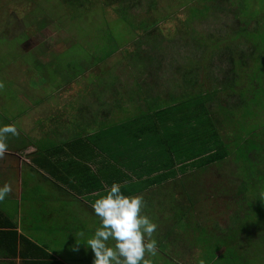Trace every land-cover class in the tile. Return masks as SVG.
<instances>
[{"label": "trees", "instance_id": "obj_1", "mask_svg": "<svg viewBox=\"0 0 264 264\" xmlns=\"http://www.w3.org/2000/svg\"><path fill=\"white\" fill-rule=\"evenodd\" d=\"M162 1L60 0L67 21L73 19V28L68 25L72 42L64 54L53 56L46 48L53 36L67 33L63 22L50 23L45 15L34 24L25 53L48 58L43 63L45 83L50 75L55 77L51 85L56 78L59 83L51 92L44 82L28 83L22 92L14 86L9 90L14 99L3 104L0 113V126L18 122V135L7 137V151L23 156L28 172L17 194V171L0 163V186L7 183L14 189L0 200V255L11 259L8 264H16L17 258L19 264H91L94 255L86 241L99 227V217L91 226L85 210L76 207L75 195L85 196L92 205L113 182L121 184L125 195L143 197L141 212L157 224L161 233L154 238L167 244L163 251L168 245L186 243L189 250L190 244L212 241L215 231L198 219L213 204L224 207L232 227L221 232V239L232 242L237 225L243 237L251 229L258 238L264 236V0H177L184 3L183 12L169 5L160 10ZM93 5L112 9L114 24H122L124 30L111 29L105 21L91 33L79 28L77 19ZM172 17L184 18L175 38L161 30ZM140 32L139 42L130 43ZM18 41L19 37L13 39L12 51ZM56 57L63 59L60 66ZM111 59L114 65L82 91L94 99L91 104H84L78 94L24 132L18 116L35 105L24 98V91L42 98L36 104L51 102L59 89ZM18 63L27 61L20 57ZM2 64L0 60V69ZM62 70L66 74L59 78ZM91 89L104 93L93 95ZM47 186L56 194L73 196V205L63 201L51 208ZM164 191H170L168 203L175 209L167 212L169 232L161 230L160 207H155ZM72 207V212H65ZM218 238L213 241L220 242ZM54 245L61 247L59 252ZM203 247L199 251L204 252V264L239 262L234 257L240 245L227 246L225 258L230 261L215 252L221 249Z\"/></svg>", "mask_w": 264, "mask_h": 264}, {"label": "rangeland", "instance_id": "obj_2", "mask_svg": "<svg viewBox=\"0 0 264 264\" xmlns=\"http://www.w3.org/2000/svg\"><path fill=\"white\" fill-rule=\"evenodd\" d=\"M167 5H169L172 9L171 10H177L178 12H183L184 11V3L179 2L177 0H163L162 2L158 3V8L160 10L164 9ZM62 5L60 0H0V36L1 37H6V34L8 36L7 40L13 41L14 38L19 37L20 39V44L24 43V59L27 61V63H21L18 64V68L15 69V73H13V70H9L6 73H1L0 72V113H3V104H10L9 101H11L10 99H14L10 93L12 91H9L10 89H13L14 86H16L18 88V90H22L24 88H26V86L28 85V83H34L38 85H41L43 82L45 83V78H46V68H44L43 63L48 62V58H43V57H39L38 55H36L35 53H30L29 56L27 53H25V51L31 46L32 44V40H31V36L34 33V31H36V27L34 26V24L39 23L41 19H43V16H49V22L53 23V24H59L60 22H63L64 26V30L67 32H59V34L57 36H53L51 42H50V47L46 48L47 54H51L52 56L57 54V53H63L65 49L70 48L71 46V42H72V32L73 29L69 30V27L73 28V19L70 21H67L68 17H67V13L62 9ZM90 10H88V12L84 15H82V17L77 19V24L80 25L79 28L84 29L85 31H88L89 33H91L93 31V29H95L98 25H100L103 21L107 22L109 24V27L111 29L117 28V31H123L124 27L122 24L120 25H116L114 24V21L116 19L115 14L113 12L112 9L105 7L104 10H100L99 8H96L94 5L90 6L89 8ZM176 11V12H177ZM166 13H168V11H165ZM174 14H170V16H172ZM181 17V15H179ZM170 20V19H169ZM184 18L182 19H175L174 17H172V20H170V23L166 24L165 26H161V30L165 32V34H170L173 37V34L176 32L175 29L179 27V21H183ZM21 21H24L28 24V26H24ZM76 23V21H74ZM161 24V22H159L158 26ZM20 25H22L20 27ZM66 27V28H65ZM202 30L206 31V32H211L213 30H207L205 27H199ZM69 30V31H67ZM6 32V33H5ZM138 36L134 37L130 43H134V42H139L140 37H143L142 32L137 33ZM16 36V37H15ZM140 36V37H139ZM127 39V44L125 46H127V49H129V51H131V46L128 43L129 38L126 37V35L123 36V38ZM26 39V41H25ZM25 41V42H24ZM178 42V41H177ZM5 45V42L0 43V49L2 50H6L7 48L3 47ZM147 47L144 46L143 51L148 52V49H146ZM177 53L181 56L182 52L176 47L175 48ZM50 50V51H49ZM45 51V52H46ZM184 52V51H183ZM26 54V55H25ZM50 55V56H51ZM49 56V55H48ZM37 57V60L35 59ZM51 58V57H50ZM0 60H2V58L0 57ZM63 60V59H62ZM61 60V61H62ZM8 58H5V65L7 64ZM55 61V60H54ZM56 61H57V66L61 65V61L59 60L58 57H56ZM13 63V67H16L17 63H18V59L14 58V60L12 61ZM55 65V66H56ZM112 65H114V61L111 59L109 62L107 61L106 63L103 64H97L94 65L93 67H91L90 71H88L86 74L83 75V78L81 79H77L76 83H74L73 81L71 83H69L67 86H65L63 89H59L58 92L55 94V96L52 98H50L52 101L51 102H41L36 104L38 101H40L42 98L37 97V93L33 92V91H24V98L31 100L30 103H34L35 105H33L28 111H25L23 113H21V116L19 115L18 118L22 119L25 125H22L24 128V132H30V130L36 125V121L40 118H44L45 116H48L51 112H53L54 110V106H62L63 104L67 103L69 100L70 101H75V99H73L74 97H76L78 94H82L83 89H86L88 86V84L93 83L99 76L103 75V73L105 71H107ZM43 66V69H42ZM54 65H50L51 69L55 68ZM62 74H66L65 70H62L61 72H59V78L61 77ZM214 74V73H213ZM8 76H12L14 82H11L7 79ZM54 79L55 77L53 75H50V79L48 81H46L44 85V87L46 89H48L49 92H51L50 90H52L54 87L53 86H58L59 80L58 78H56V82L55 84L53 83V85H51L50 82L52 79ZM123 78V77H122ZM1 79H4V84H2ZM10 82V84H8V82ZM73 80V79H72ZM93 93V95H97V94H103L104 91H97L94 89H91ZM22 92V91H21ZM43 93V92H42ZM87 94V93H86ZM83 95L82 94V98H83V103L85 104V100H87L88 104H91L92 101H94L93 98H91V95ZM92 94V93H91ZM92 95V96H93ZM86 96V99H85ZM80 97L77 98V100H79ZM91 98V99H90ZM22 99V98H20ZM24 100V99H23ZM33 100V101H32ZM80 101V100H79ZM75 104V102H73ZM40 104V105H39ZM13 123L16 125L18 122H14ZM98 128L100 127V123H97ZM17 127V125H16ZM70 129H72L71 126H69ZM19 132V131H18ZM30 149H28L26 152H28ZM22 159H25L23 157H21ZM20 158V161L22 160ZM26 160V159H25ZM7 162L6 160L0 159V163H5ZM23 162V161H22ZM12 168V167H11ZM1 170V169H0ZM20 170V169H19ZM21 172H26V170H22ZM0 174H2V172L0 171ZM23 177V175H21ZM20 174L18 172V174L16 175L15 178H19ZM14 187L15 189L19 190L18 186L16 183H14ZM11 186V185H10ZM10 193L12 194V191L14 190L12 187ZM170 191L168 193L164 192L163 196L167 195V197L169 198ZM177 198V200H180L179 197L175 196ZM183 200V198L181 199ZM154 201V199H153ZM212 203V202H211ZM218 206V205H216ZM221 206V205H219ZM215 207V204H213V208L210 206L211 210H209V212L204 211L202 213H200L199 219L201 224L203 225L205 223L204 226H206L207 228H209L210 230H214L215 231V236L213 237V239L218 238L219 236V241L218 243H215L212 239V241H208L207 243H200L197 244L196 246H193V244H190L191 248L190 253L192 255H190L187 264H200L201 261H203L204 264V252H195L192 249L195 250H204L203 245H210L212 248H217V249H221V250H216L215 252H221V256L220 258L222 260H227L230 261V259L225 258V255L228 256V253L230 252V249H228V245L232 244L233 245H240L241 249L238 251H236V256L234 257V261H236V257L239 258V262L238 264H264V242H263V237L261 238L257 237L258 233L254 230L251 229L250 230H245V232H247V234H245V237L241 236L240 234V226L237 225L235 227V229L231 232L233 233V240L232 242H229L228 240H226V237H222L221 239V232L222 231H230L232 230L231 227V223L228 221V217H227V211H225L223 208V206L220 207ZM155 207H160L159 212H161L158 216V219L162 222H168V217L169 215L168 213L174 212L175 213V209L173 207H171V205L168 202L165 201H160L158 205H156ZM80 211L82 212V208L80 207ZM85 210V209H84ZM203 210V209H202ZM163 212V213H162ZM224 213V214H223ZM90 215V222H91V226H93L92 224H96L94 221V217L93 215H91L90 213L88 214ZM209 219L208 221H206V218ZM98 222L100 223L99 219H97ZM188 221H190L188 219ZM97 222V221H96ZM170 223V222H169ZM168 224V223H167ZM167 224H164L163 226L166 227ZM240 229V230H239ZM187 231L186 229H184V232ZM220 234V235H219ZM158 234L156 236L153 235V238L157 237ZM229 236V235H228ZM154 238L157 242V239ZM161 237H159L160 239ZM205 240V239H203ZM230 240V237H229ZM236 241V244H235ZM159 244V243H158ZM254 244V245H253ZM167 244H159V247H164ZM195 245V244H194ZM179 246L181 248L187 249L188 245L186 243H179ZM59 249H61V247H59V245H54V250L56 252H59ZM160 252L162 253L163 250L162 248H160ZM194 252V253H193ZM201 254V258L197 259L196 261H194V257L193 255H196L197 257L200 256ZM218 256V254H217ZM158 264H170V261L168 259L160 262L158 257H153ZM232 261V260H231ZM16 263L18 264V261H16ZM174 264H176L174 262Z\"/></svg>", "mask_w": 264, "mask_h": 264}, {"label": "clouds", "instance_id": "obj_3", "mask_svg": "<svg viewBox=\"0 0 264 264\" xmlns=\"http://www.w3.org/2000/svg\"><path fill=\"white\" fill-rule=\"evenodd\" d=\"M9 134L18 135L15 124L0 126V156L7 151ZM10 191L7 183L0 186V200ZM143 206L141 195H125L118 182L94 201L92 209L100 224L86 241L94 255L93 264H148L145 254H156L153 233L157 224L142 214ZM109 240L114 243L109 245Z\"/></svg>", "mask_w": 264, "mask_h": 264}, {"label": "crops", "instance_id": "obj_4", "mask_svg": "<svg viewBox=\"0 0 264 264\" xmlns=\"http://www.w3.org/2000/svg\"><path fill=\"white\" fill-rule=\"evenodd\" d=\"M9 149L11 151H6L3 154V156H4V159L3 160H6L7 159V166H11L12 165V168L10 170H16L17 171V174H18V172L20 174V177L17 180V186H18L19 190H17V189L15 190V192H17V194H19L22 191V186H23L22 184L24 183L23 182V177H24V175L26 173H28V172H24V173L21 172L22 170L25 169V167H23V164H27V160L22 159L21 157H23V156L18 155V153L16 151H12L11 148H9ZM25 153H28V152H25ZM20 158L22 159L21 161H20ZM38 172L42 176L47 177L41 171H38ZM21 175H23V177ZM59 186L62 189H66L65 186H62V185H59ZM46 190H48V192H50L49 201L48 202H49V206L51 208H54V207H57L58 208L60 206L61 202H63V201H69L73 205V203H74L73 202V196H71V198H70V197L62 196L59 193L56 194L55 191H50L49 186H47ZM69 193H72V192L69 191ZM166 193H168V192H166ZM17 198H19V195L17 196ZM75 199L78 201L77 203H75L76 207H78V206L79 207H83L82 208L83 211L85 209V213H86L85 217L87 218V221L89 222V224H91V222H90V217L91 216L88 215V214L90 213L91 215H93V217L96 216L94 214V212H93L92 205L89 203V201L87 200V198L85 196L84 197H78V195H75ZM155 201H157V203H159L160 201L161 202L162 201H165V202H169L170 203V195H169V198L167 197V195H165L161 199L160 198H156ZM51 208H49L48 214H52L53 213V212L50 211V210H52ZM68 211L69 212H72L73 211V207L71 208V210H68L67 209L65 212H68ZM156 213L158 215V212H156ZM151 214L154 215V212L151 211ZM50 216H53V215H50ZM55 218L58 219V220L62 219L59 215H57ZM95 223H96V221H95ZM167 223L168 222H162V221L160 222L161 230L162 231H164L165 229H166L167 232L171 231L170 228L168 227L169 224H167ZM164 224H167V226L164 227L163 226ZM160 233L161 232H157L155 230V232L153 233V235L156 236L157 234L159 235ZM157 244L158 243H156V245ZM160 248L161 247H159V245L156 246V254L155 255H151V254H148V253L145 254V258L144 259L148 262V264H158V262L153 257H158V259H159L160 262L168 259L170 261V264H174V262L176 264H187V261H188V259L190 257L189 256L190 255V250H188V248L187 249L181 248L179 246V244H176L174 246L173 245H168L166 247L165 251H163L162 253L160 252ZM192 250L195 252V254H196V252H200L199 250H195V249H192ZM184 253H186V254L184 255ZM196 255H193V257L195 258L194 261H196L197 259H199L201 257V254L198 257ZM56 258H58V257H56ZM9 260H11V259H9L7 257H3V255H0V264H8ZM14 261H15V263H16V261H18V264L20 262L19 258L15 259ZM90 263L93 264V261H91Z\"/></svg>", "mask_w": 264, "mask_h": 264}, {"label": "flooded vegetation", "instance_id": "obj_5", "mask_svg": "<svg viewBox=\"0 0 264 264\" xmlns=\"http://www.w3.org/2000/svg\"><path fill=\"white\" fill-rule=\"evenodd\" d=\"M21 22L24 23L23 21H21ZM21 26L22 25H20V27ZM7 38H8L7 34H6V37H1L0 36V41L5 42V45L3 47L7 48V51L6 50L4 51V50L0 49V56H2L1 58H2V60H3L4 63H5V58H8L7 64L6 65L5 64L4 65L2 64V67L0 69V72L1 73H3V72L6 73L7 71H9V70L12 69L13 70V73L16 74L15 69L18 68V64L19 63H17L16 67L12 68L13 67L12 61L14 60V58H17L18 60L20 59V57L25 58L24 55H23V53H24L23 51L25 50L24 43L23 44H20V39H19V41L14 44L15 47H13V51H12L11 45H10V44H12V41L9 42L7 40ZM25 41H26V39H25ZM0 48H2V47H0ZM15 50H17V51H15ZM17 55H19V56H17ZM7 79L9 81L13 82L12 76H8Z\"/></svg>", "mask_w": 264, "mask_h": 264}]
</instances>
